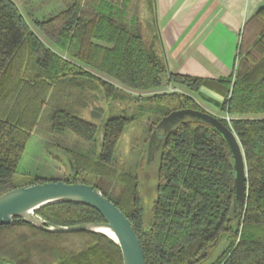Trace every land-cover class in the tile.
Here are the masks:
<instances>
[{
	"label": "trees",
	"instance_id": "trees-1",
	"mask_svg": "<svg viewBox=\"0 0 264 264\" xmlns=\"http://www.w3.org/2000/svg\"><path fill=\"white\" fill-rule=\"evenodd\" d=\"M135 21L129 25L124 7L109 0L95 5L75 0L33 23L74 62L131 91L160 90L165 76L169 85L192 94L202 87L221 93L217 118L241 146L245 201L233 209V165L222 136L190 117L177 122L160 145L156 199L147 223L137 177L111 167L119 138L133 121L125 114L105 122L95 157L63 150L72 168L68 176L28 175L16 183L22 154L54 90L87 87L106 100L115 99L120 90L47 48L12 0H0V196L44 182L90 185L128 218L146 264H264V6L243 26L233 74L217 80L167 75L165 63L143 42ZM253 30L254 40L244 45L245 34ZM144 103L157 107L149 132L173 111L204 112L193 98L176 91L144 97ZM50 122L55 135L70 132L85 142L96 141L97 127L66 110L54 109ZM36 214L59 226L104 222L98 212L79 204L51 205ZM0 261L122 264L119 247L102 234H48L23 221L0 226Z\"/></svg>",
	"mask_w": 264,
	"mask_h": 264
},
{
	"label": "rangeland",
	"instance_id": "rangeland-1",
	"mask_svg": "<svg viewBox=\"0 0 264 264\" xmlns=\"http://www.w3.org/2000/svg\"><path fill=\"white\" fill-rule=\"evenodd\" d=\"M17 6L32 32L36 33L45 45H53L34 27V20H40L56 14L51 13L69 6L73 0H12ZM88 1V0H87ZM53 7V8H52ZM132 13L135 14L143 30L141 36L148 47L155 44V27L151 20V12L144 6V0H131ZM145 27V29H144ZM256 30L246 33L244 45L254 40ZM152 48V47H151ZM122 90L114 97L106 100L103 93L92 91L87 87L57 88L54 90L49 104L44 108L36 128L30 136L24 153L14 176L16 183L25 176L35 175L45 179H62L71 173V164L63 150L73 151L95 157L99 154L100 131L105 122L114 116L125 114L133 121L128 124L121 134L114 161L111 165L118 173L136 176L139 184V197L142 207L144 223L151 216L153 203L156 199L157 172L159 167V153L151 162H147V143L151 132L149 123L155 121L157 107L144 103V97L154 94L169 93L173 90L164 86L161 90L151 92H133L119 86ZM62 109L78 118L95 125L98 133L95 142L89 143L67 132L55 135L51 131L50 115L54 109ZM211 111L217 112L212 107ZM210 112V111H209ZM219 117V113L217 114ZM119 193V191H117ZM233 209H238L233 202ZM40 264V263H37Z\"/></svg>",
	"mask_w": 264,
	"mask_h": 264
},
{
	"label": "crops",
	"instance_id": "crops-1",
	"mask_svg": "<svg viewBox=\"0 0 264 264\" xmlns=\"http://www.w3.org/2000/svg\"><path fill=\"white\" fill-rule=\"evenodd\" d=\"M99 1L83 0V4L95 5ZM109 2L124 7L128 24L132 25L135 19V25L140 31L143 30L135 14L131 12V0H109ZM144 6L151 12L150 18L156 31L155 44L152 45L151 41V47L165 63L167 75L179 74V76L217 80L233 74L243 26L264 6V0H144ZM67 7L51 13H59ZM28 27L30 28L29 25ZM30 31L32 32L31 28ZM34 34L44 45L46 44L36 33ZM43 37L45 40V36ZM45 46L58 56L122 90L119 87L121 85L107 75L74 62L67 53L60 51L54 45ZM162 80L163 86L190 96L204 112L217 117L221 103L224 101L221 93L202 87L196 94H192L182 87L169 85L165 76ZM208 107H212L217 112L211 111Z\"/></svg>",
	"mask_w": 264,
	"mask_h": 264
},
{
	"label": "water",
	"instance_id": "water-1",
	"mask_svg": "<svg viewBox=\"0 0 264 264\" xmlns=\"http://www.w3.org/2000/svg\"><path fill=\"white\" fill-rule=\"evenodd\" d=\"M186 117L204 122L222 136L232 159L234 202L241 205L245 201L247 179L244 155L234 133L217 117L195 109H181L164 116L151 130L146 161L149 163L154 159L166 134ZM57 204L89 207L98 212L104 222L59 226L36 214L38 209ZM16 221H23L48 234H102L119 247L122 264H146L139 239L128 218L100 190L90 185L56 181L14 188L0 196V226ZM105 232L111 233L114 239L108 237Z\"/></svg>",
	"mask_w": 264,
	"mask_h": 264
},
{
	"label": "bare ground",
	"instance_id": "bare-ground-1",
	"mask_svg": "<svg viewBox=\"0 0 264 264\" xmlns=\"http://www.w3.org/2000/svg\"><path fill=\"white\" fill-rule=\"evenodd\" d=\"M105 234H106L108 237H110L111 239H114V237H113V235H112L111 233H109V232H105Z\"/></svg>",
	"mask_w": 264,
	"mask_h": 264
},
{
	"label": "built area",
	"instance_id": "built-area-1",
	"mask_svg": "<svg viewBox=\"0 0 264 264\" xmlns=\"http://www.w3.org/2000/svg\"><path fill=\"white\" fill-rule=\"evenodd\" d=\"M225 118H226L227 121H229V117L226 116ZM0 264H9V263L0 261Z\"/></svg>",
	"mask_w": 264,
	"mask_h": 264
}]
</instances>
